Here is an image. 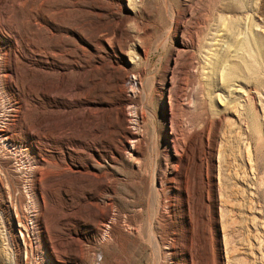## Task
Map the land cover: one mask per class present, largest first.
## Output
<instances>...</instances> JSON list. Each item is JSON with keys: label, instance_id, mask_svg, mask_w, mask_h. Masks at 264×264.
<instances>
[{"label": "rangeland", "instance_id": "374dc122", "mask_svg": "<svg viewBox=\"0 0 264 264\" xmlns=\"http://www.w3.org/2000/svg\"><path fill=\"white\" fill-rule=\"evenodd\" d=\"M0 264H264V0H0Z\"/></svg>", "mask_w": 264, "mask_h": 264}, {"label": "bare ground", "instance_id": "6f19581e", "mask_svg": "<svg viewBox=\"0 0 264 264\" xmlns=\"http://www.w3.org/2000/svg\"><path fill=\"white\" fill-rule=\"evenodd\" d=\"M244 2V1H243ZM193 4V3H192ZM191 5V4H190ZM259 5V4H258ZM197 7V6H196ZM196 7H195V10H197L196 9ZM259 9V8H258ZM168 11H169V9H168ZM178 12V11H177ZM194 12V8H189V11H188V13L190 14V15H192V13ZM198 12V11H197ZM194 14V13H193ZM194 16V15H193ZM227 18V17H226ZM181 20V19H180ZM180 20H179V18H178V14H177V16H176V26H179L180 25ZM226 21V20H225ZM226 23V22H225ZM186 28V27H185ZM255 29V28H254ZM250 40V39H249ZM184 42V44H186L187 42L186 41H183ZM57 70V69H56ZM256 70V69H255ZM80 84V83H79ZM77 86V85H76ZM56 88V85L54 84V89ZM80 88V87H79ZM127 89V88H126ZM125 89V90H126ZM60 92V91H59ZM98 101V100H97ZM95 111L97 112V110L96 109H94V107H92V105H90L89 103L88 104H86L84 107H82V109L81 110H79V114H76V115H74V118H76L77 117V115L79 116V118L81 119V122H84V121H86L89 117H90V115L91 114H93V113H95ZM76 113H77V111H76ZM124 115H125V113H124ZM56 116H57V109L56 108H54V123L56 124L57 122H55V119H56ZM75 121V120H74ZM76 123V122H75ZM78 123V122H77ZM79 124V123H78ZM59 125V124H58ZM57 125V126H58ZM56 125H54V127H55ZM56 126V127H57ZM80 126H81V124H80ZM58 127H60V126H58ZM82 127V126H81ZM77 128V127H76ZM86 128V127H85ZM84 128V129H85ZM93 129H97L98 127H97V124H94L93 125V127H92ZM56 129V128H55ZM68 129V128H67ZM97 132V131H96ZM198 132V131H197ZM200 132V131H199ZM204 133V132H203ZM55 134V133H54ZM77 134V133H76ZM132 134V133H131ZM200 134L202 135V132H200ZM77 136H79V135H77ZM131 141H132V137H128ZM134 142V141H133ZM132 142V143H133ZM209 148H210V150H211V156H212V154L214 153H212V149H213V143H209ZM131 150H132V152L134 151V149H135V144H131V148H130ZM132 152H130V153H132ZM174 154L175 155H177L178 156V154H179V152L176 150V147H175V149H174ZM61 164V163H60ZM99 165H100V163H99ZM99 165H96L97 167H99ZM76 167H75V169L76 170H78L79 172H80V170H82V169H87L88 171H91V173H96L97 172V170L95 169V167L96 166H94V168H89V167H87V165H81L80 163L79 164H76L75 165ZM71 170H72V167H71ZM34 171V170H33ZM75 172V171H74ZM78 172V173H79ZM82 172V171H81ZM80 172V173H81ZM103 175V174H102ZM208 176V179H209V181H211V179H210V176L209 175H207ZM34 178H35V173H34ZM156 181H160V177L158 176H156ZM35 180V179H34ZM155 181V180H154ZM207 182V181H206ZM152 188V187H151ZM210 191V190H209ZM210 192H208V194H207V197L208 198H210L211 197V195L209 194ZM214 195H215V193H214ZM215 197H216V195H215ZM37 219V221L39 220L38 219V215L37 216H35Z\"/></svg>", "mask_w": 264, "mask_h": 264}]
</instances>
